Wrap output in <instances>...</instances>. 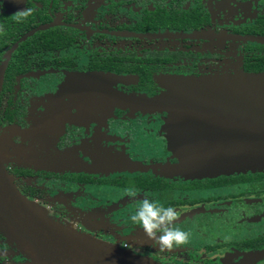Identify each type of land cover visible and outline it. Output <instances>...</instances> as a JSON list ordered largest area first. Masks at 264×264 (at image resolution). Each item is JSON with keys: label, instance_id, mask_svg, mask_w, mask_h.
<instances>
[{"label": "flooded vegetation", "instance_id": "obj_1", "mask_svg": "<svg viewBox=\"0 0 264 264\" xmlns=\"http://www.w3.org/2000/svg\"><path fill=\"white\" fill-rule=\"evenodd\" d=\"M0 28V163L22 195L163 264H264V170L184 169L178 124L149 103L165 77L264 72V0H0ZM146 195L186 245L131 221ZM22 258L0 231V263Z\"/></svg>", "mask_w": 264, "mask_h": 264}, {"label": "water", "instance_id": "obj_2", "mask_svg": "<svg viewBox=\"0 0 264 264\" xmlns=\"http://www.w3.org/2000/svg\"><path fill=\"white\" fill-rule=\"evenodd\" d=\"M161 86L149 103L178 124L184 169L264 170V72L171 76ZM0 231L23 256L0 264H162L63 225L22 195L1 163Z\"/></svg>", "mask_w": 264, "mask_h": 264}, {"label": "clouds", "instance_id": "obj_3", "mask_svg": "<svg viewBox=\"0 0 264 264\" xmlns=\"http://www.w3.org/2000/svg\"><path fill=\"white\" fill-rule=\"evenodd\" d=\"M33 9L19 10L16 13V20L20 22L32 15ZM0 31H3L0 28ZM127 195L136 197L135 190H129ZM179 213L171 206L164 207L156 201L147 198V195L139 203L134 214L130 216L131 221L143 230L147 240L160 250H172L175 247L186 245L189 242V233L174 227L178 220ZM3 255L7 256L5 250Z\"/></svg>", "mask_w": 264, "mask_h": 264}, {"label": "rangeland", "instance_id": "obj_4", "mask_svg": "<svg viewBox=\"0 0 264 264\" xmlns=\"http://www.w3.org/2000/svg\"><path fill=\"white\" fill-rule=\"evenodd\" d=\"M60 222H61V221H60ZM61 223L64 225L63 222H61ZM95 238H96V237H95ZM97 239H99V238H97ZM99 240H101V241H103V242H106V243H108V244H111V245H115V246L121 248V245L119 244V242H117L116 244H112V243H109V242L104 241V240H102V239H99ZM126 252L131 253V254L136 255V256H141V255L138 254V253H139V250L133 251V250H129V249L127 250V249H126ZM15 260H16V259H13V260H11V261H15ZM148 260L155 261L154 259H148ZM155 262L160 263L159 261H155ZM185 263H187V264H201V262H200V263H196V262H193V261H191V262H185ZM162 264H163V263H162Z\"/></svg>", "mask_w": 264, "mask_h": 264}, {"label": "built area", "instance_id": "obj_5", "mask_svg": "<svg viewBox=\"0 0 264 264\" xmlns=\"http://www.w3.org/2000/svg\"><path fill=\"white\" fill-rule=\"evenodd\" d=\"M72 227V226H71ZM75 229V228H74Z\"/></svg>", "mask_w": 264, "mask_h": 264}]
</instances>
